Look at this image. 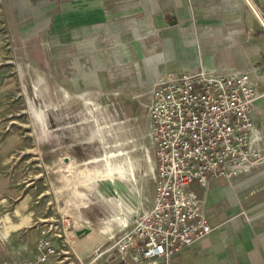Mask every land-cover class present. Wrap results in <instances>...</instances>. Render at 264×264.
<instances>
[{
  "label": "crops",
  "instance_id": "obj_1",
  "mask_svg": "<svg viewBox=\"0 0 264 264\" xmlns=\"http://www.w3.org/2000/svg\"><path fill=\"white\" fill-rule=\"evenodd\" d=\"M2 1L13 6L23 23L41 26L44 40L54 42V62L70 61V86L77 90L112 83L121 91H150L170 73L247 71L258 95L252 108V148L264 152V0ZM207 4H229L231 10L221 5L211 12ZM193 190L214 229L207 238L169 261H134L111 251L99 264H264V164L251 174L216 179L207 189L194 185ZM127 212L98 230L83 220L76 224L78 230L86 227L103 236L100 244L111 245V237L130 226L125 219L134 212ZM43 230L45 226L32 223L21 211L0 215V264L36 260ZM82 241L72 244L78 261L81 253L96 247L90 245L91 238ZM62 253V259L50 258L48 264H77L67 256L69 251Z\"/></svg>",
  "mask_w": 264,
  "mask_h": 264
},
{
  "label": "rangeland",
  "instance_id": "obj_2",
  "mask_svg": "<svg viewBox=\"0 0 264 264\" xmlns=\"http://www.w3.org/2000/svg\"><path fill=\"white\" fill-rule=\"evenodd\" d=\"M221 5L231 10L204 6L214 12ZM16 15L0 0V215L21 211L77 264H99L109 243L100 244L103 236L86 227L78 230L76 221L98 230L129 208L131 225L150 207L156 167L149 90L121 91L112 83L72 88L70 61L56 64L54 42L44 40L41 26ZM90 238L96 247L78 261L73 242Z\"/></svg>",
  "mask_w": 264,
  "mask_h": 264
},
{
  "label": "built area",
  "instance_id": "obj_3",
  "mask_svg": "<svg viewBox=\"0 0 264 264\" xmlns=\"http://www.w3.org/2000/svg\"><path fill=\"white\" fill-rule=\"evenodd\" d=\"M257 98L250 74L242 70L170 73L155 83L147 105L156 167L153 202L111 237L104 253L169 261L213 232L193 186L207 189L216 179L232 180L264 164V152L252 148ZM48 233L43 230L37 241L36 260L24 264L59 259L62 251Z\"/></svg>",
  "mask_w": 264,
  "mask_h": 264
},
{
  "label": "water",
  "instance_id": "obj_4",
  "mask_svg": "<svg viewBox=\"0 0 264 264\" xmlns=\"http://www.w3.org/2000/svg\"><path fill=\"white\" fill-rule=\"evenodd\" d=\"M65 160H66V162H68V161H69V160H68V158H66Z\"/></svg>",
  "mask_w": 264,
  "mask_h": 264
},
{
  "label": "bare ground",
  "instance_id": "obj_5",
  "mask_svg": "<svg viewBox=\"0 0 264 264\" xmlns=\"http://www.w3.org/2000/svg\"><path fill=\"white\" fill-rule=\"evenodd\" d=\"M127 226V225H126ZM125 227V226H124Z\"/></svg>",
  "mask_w": 264,
  "mask_h": 264
},
{
  "label": "trees",
  "instance_id": "obj_6",
  "mask_svg": "<svg viewBox=\"0 0 264 264\" xmlns=\"http://www.w3.org/2000/svg\"><path fill=\"white\" fill-rule=\"evenodd\" d=\"M93 219V218H92Z\"/></svg>",
  "mask_w": 264,
  "mask_h": 264
}]
</instances>
